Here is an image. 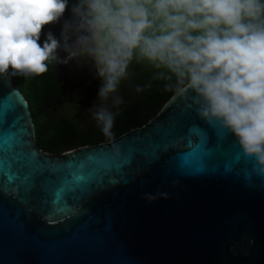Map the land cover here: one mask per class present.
<instances>
[{
  "label": "water",
  "instance_id": "95a60500",
  "mask_svg": "<svg viewBox=\"0 0 264 264\" xmlns=\"http://www.w3.org/2000/svg\"><path fill=\"white\" fill-rule=\"evenodd\" d=\"M4 97L0 264H264V176L188 98L113 141L53 154L0 76Z\"/></svg>",
  "mask_w": 264,
  "mask_h": 264
},
{
  "label": "clouds",
  "instance_id": "9594fccd",
  "mask_svg": "<svg viewBox=\"0 0 264 264\" xmlns=\"http://www.w3.org/2000/svg\"><path fill=\"white\" fill-rule=\"evenodd\" d=\"M61 21L59 35L45 33ZM61 60L91 61V116L106 137L130 66L147 63L264 176V0H0V76H39Z\"/></svg>",
  "mask_w": 264,
  "mask_h": 264
},
{
  "label": "trees",
  "instance_id": "16d2710c",
  "mask_svg": "<svg viewBox=\"0 0 264 264\" xmlns=\"http://www.w3.org/2000/svg\"><path fill=\"white\" fill-rule=\"evenodd\" d=\"M30 104L36 124L37 144L46 152L62 154L73 148L113 141L128 131L147 124L163 108L174 90L165 87L167 81L152 79L147 92L131 106L120 112L112 129L114 135L106 137L100 129L81 133L76 120L60 122L54 119L50 107L55 100L54 83L46 72L36 76H11Z\"/></svg>",
  "mask_w": 264,
  "mask_h": 264
},
{
  "label": "flooded vegetation",
  "instance_id": "af4514ba",
  "mask_svg": "<svg viewBox=\"0 0 264 264\" xmlns=\"http://www.w3.org/2000/svg\"><path fill=\"white\" fill-rule=\"evenodd\" d=\"M70 15V10L65 12V18H69ZM62 23L63 21H61L60 24L45 26V33L48 30H51L54 34L59 35ZM43 38L44 37L42 36V40ZM59 55L63 58L66 54L61 51ZM65 69H70L68 74L65 73ZM76 69L80 74L79 80L73 78L76 74ZM47 72L53 77L52 82L55 84L53 90L55 100L50 107V111L56 110L57 106L64 102H77L80 111L82 110L81 107L85 108L93 104L94 101L91 99L92 97L97 96L100 81L95 74L94 68L91 66V61H81L79 63L76 61H71L69 63H64L62 60L59 62L54 61L49 65V70ZM7 77L11 79L20 91H22L17 86L18 84L15 78L11 76Z\"/></svg>",
  "mask_w": 264,
  "mask_h": 264
},
{
  "label": "rangeland",
  "instance_id": "374dc122",
  "mask_svg": "<svg viewBox=\"0 0 264 264\" xmlns=\"http://www.w3.org/2000/svg\"><path fill=\"white\" fill-rule=\"evenodd\" d=\"M129 71V78L121 83L118 92V95H120L124 101V103L119 106V113L131 106L147 92L149 87L148 84L150 80L153 79L156 70L147 63H138L134 61ZM51 80L53 81V77H51ZM138 87L140 90H137ZM168 100H170V98H168L166 102ZM98 103L99 100L96 98L91 106L85 108L81 107L82 110L80 111L77 102H64L58 105L56 110H52L51 114H53L54 119L60 122L76 120L81 133H86L90 130L99 129L91 116L93 106ZM109 105H111V101H109ZM112 110L116 111L117 109L112 108Z\"/></svg>",
  "mask_w": 264,
  "mask_h": 264
},
{
  "label": "snow or ice",
  "instance_id": "6c2138e0",
  "mask_svg": "<svg viewBox=\"0 0 264 264\" xmlns=\"http://www.w3.org/2000/svg\"><path fill=\"white\" fill-rule=\"evenodd\" d=\"M0 104L7 106V107L12 106L11 102L7 99V97L0 98Z\"/></svg>",
  "mask_w": 264,
  "mask_h": 264
}]
</instances>
